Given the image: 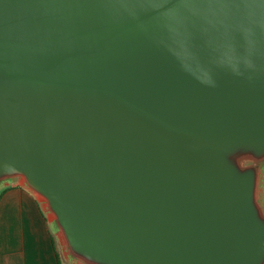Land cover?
<instances>
[{
  "label": "water",
  "instance_id": "1",
  "mask_svg": "<svg viewBox=\"0 0 264 264\" xmlns=\"http://www.w3.org/2000/svg\"><path fill=\"white\" fill-rule=\"evenodd\" d=\"M71 264H264V0H0V190Z\"/></svg>",
  "mask_w": 264,
  "mask_h": 264
},
{
  "label": "crops",
  "instance_id": "2",
  "mask_svg": "<svg viewBox=\"0 0 264 264\" xmlns=\"http://www.w3.org/2000/svg\"><path fill=\"white\" fill-rule=\"evenodd\" d=\"M0 264H60L50 222L21 185L0 197Z\"/></svg>",
  "mask_w": 264,
  "mask_h": 264
},
{
  "label": "trees",
  "instance_id": "3",
  "mask_svg": "<svg viewBox=\"0 0 264 264\" xmlns=\"http://www.w3.org/2000/svg\"><path fill=\"white\" fill-rule=\"evenodd\" d=\"M10 187H11V186H8V187H5V188H3L2 190H0V197H1L2 194H3L7 189H9ZM51 230H52V227H51ZM52 232H53V230H52ZM53 237H54L55 245H56V247H57V252H58L59 262H60V264H67V263L65 262V260L63 259V257H62L61 251H60V249H59L58 240L55 238L54 234H53Z\"/></svg>",
  "mask_w": 264,
  "mask_h": 264
},
{
  "label": "rangeland",
  "instance_id": "4",
  "mask_svg": "<svg viewBox=\"0 0 264 264\" xmlns=\"http://www.w3.org/2000/svg\"><path fill=\"white\" fill-rule=\"evenodd\" d=\"M53 234H54L55 238L58 240L59 249H60V251H61V254H62L63 259L65 260V262H66L67 264H71V263H69L68 261H66V258H65L64 253H63L62 246H61L60 241H59V237H58L57 233H56L54 230H53Z\"/></svg>",
  "mask_w": 264,
  "mask_h": 264
}]
</instances>
